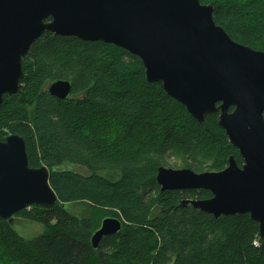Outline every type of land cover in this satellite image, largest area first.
<instances>
[{"label": "trees", "instance_id": "1", "mask_svg": "<svg viewBox=\"0 0 264 264\" xmlns=\"http://www.w3.org/2000/svg\"><path fill=\"white\" fill-rule=\"evenodd\" d=\"M210 4L216 23L234 40L259 49L264 0ZM23 71L19 91L0 104V141L11 133L24 138L30 166L48 167L59 201L14 215L45 226L31 239L0 217V264H264V240L254 243L259 223L249 214L216 218L190 204L183 207L182 199L212 193L162 191L156 180L167 154L207 157L220 141L237 150L218 125V113L206 116L208 130L161 82L147 80L140 57L104 41L47 31L23 58ZM56 79L72 82L69 98L48 92ZM186 165L203 169L191 161ZM107 216L121 219L122 229L95 249L92 236Z\"/></svg>", "mask_w": 264, "mask_h": 264}, {"label": "water", "instance_id": "2", "mask_svg": "<svg viewBox=\"0 0 264 264\" xmlns=\"http://www.w3.org/2000/svg\"><path fill=\"white\" fill-rule=\"evenodd\" d=\"M104 41L141 58L146 78L161 82L200 124L219 114L218 125L243 158L218 171L159 166L162 191L207 189L209 198L182 199L218 218L249 214L264 240V51L234 40L214 19V6L200 0H0V104L23 78V58L45 32ZM48 92L67 99L72 82L56 79ZM59 199L47 166L31 167L19 134L0 141V217L31 205L53 207ZM123 222L105 217L92 236L116 234Z\"/></svg>", "mask_w": 264, "mask_h": 264}, {"label": "rangeland", "instance_id": "3", "mask_svg": "<svg viewBox=\"0 0 264 264\" xmlns=\"http://www.w3.org/2000/svg\"><path fill=\"white\" fill-rule=\"evenodd\" d=\"M209 1L211 3L213 0H209ZM257 43H259L260 45L259 49H261V45H264V40L258 39ZM210 148L213 150V152L209 154L207 157L201 156V154L199 155V153L197 152L198 153L197 158L193 157L194 159H191V160H189L190 159L189 156L185 158L184 156L178 155V154H173V153H172L173 155L167 154L163 158H161L159 166H164L167 168H177V169L178 168L193 169V167H187L186 165V164H189L191 161L193 162V165L203 167V169H196V170L193 169V170H195L196 172H202V171L204 172V171H218V170L225 168L228 165V163L227 162L225 163L224 159L225 158L228 159V157L230 156L235 155L237 156V159L239 160V162H243V158L241 154L239 153V151L232 148L225 141L224 142L220 141L218 143H215ZM186 159H187V162H186ZM212 166L214 167L211 168ZM66 167L76 172H82V173L87 172L85 168L79 165L69 164V165H66ZM76 208H78V206H76ZM113 209L118 212L119 217L121 216L122 219H125L124 215L122 214V210L120 208H113ZM78 212L80 215L83 214V212H81L80 210H78ZM13 227L16 229V231L21 236H23L26 239L34 238L38 236L39 234H42L45 232V226L43 224L26 219L24 217L15 216ZM260 239H261L260 237L255 238V240L258 241V243L260 242ZM192 264H197V263L193 262Z\"/></svg>", "mask_w": 264, "mask_h": 264}, {"label": "built area", "instance_id": "4", "mask_svg": "<svg viewBox=\"0 0 264 264\" xmlns=\"http://www.w3.org/2000/svg\"><path fill=\"white\" fill-rule=\"evenodd\" d=\"M254 243H255V245H257V246L259 245L258 241H256V240H255V242H254Z\"/></svg>", "mask_w": 264, "mask_h": 264}, {"label": "flooded vegetation", "instance_id": "5", "mask_svg": "<svg viewBox=\"0 0 264 264\" xmlns=\"http://www.w3.org/2000/svg\"><path fill=\"white\" fill-rule=\"evenodd\" d=\"M243 164V163H242ZM156 215L158 216V213H156Z\"/></svg>", "mask_w": 264, "mask_h": 264}]
</instances>
